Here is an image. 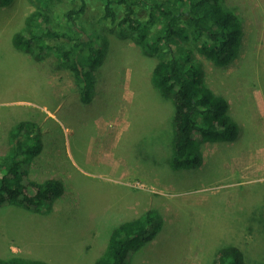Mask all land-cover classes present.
<instances>
[{
	"label": "rangeland",
	"instance_id": "obj_1",
	"mask_svg": "<svg viewBox=\"0 0 264 264\" xmlns=\"http://www.w3.org/2000/svg\"><path fill=\"white\" fill-rule=\"evenodd\" d=\"M220 4L241 23L239 56L218 68L191 44L193 61L226 100L238 138L205 145L201 168L175 172L168 165L172 108L150 82L159 58L143 56L129 31L99 22L98 0L89 1L83 21L108 40L99 41L105 56L89 104L76 98L73 74L54 56L39 62L13 46L35 10L30 0L0 8V162L11 148V128L36 124L44 149L30 179L65 188L48 214L0 209V257L92 264L114 226L155 210L163 219L160 236L131 264H212L222 242L243 246L251 264H264V221L253 216L264 206V0ZM73 6L56 0L49 13L58 19Z\"/></svg>",
	"mask_w": 264,
	"mask_h": 264
},
{
	"label": "trees",
	"instance_id": "obj_2",
	"mask_svg": "<svg viewBox=\"0 0 264 264\" xmlns=\"http://www.w3.org/2000/svg\"><path fill=\"white\" fill-rule=\"evenodd\" d=\"M12 1L0 0V8ZM55 1L30 0L35 10L12 36V44L39 62L54 56L59 67L73 74L76 98L89 104L105 56L100 46L108 38L92 26H85L83 18L90 0H68L74 6L58 19L49 13ZM98 1L99 22L122 34L129 31L143 56L159 58L150 82L173 112L169 168L174 172L201 168L205 145L236 141L238 129L228 114L226 100L204 83L201 66L193 61L191 45L195 44L197 51L216 67L229 66L238 58L242 44L241 23L234 14L222 7L220 0ZM9 135L10 151L0 162V209L15 207L32 214H48L65 188L58 180L30 179L31 167L44 149L41 129L22 122L11 128ZM145 161L150 162V155ZM253 216L263 223L264 206ZM162 229L163 219L155 210L117 224L92 264H131L132 257L160 236ZM246 256L243 246L222 242L215 247L212 264H251ZM0 264L46 263L13 256L0 257Z\"/></svg>",
	"mask_w": 264,
	"mask_h": 264
}]
</instances>
